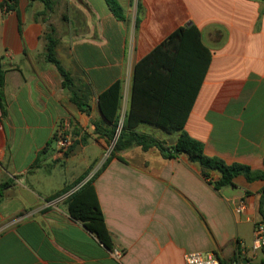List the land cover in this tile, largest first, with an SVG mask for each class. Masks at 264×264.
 <instances>
[{
	"label": "crops",
	"instance_id": "obj_1",
	"mask_svg": "<svg viewBox=\"0 0 264 264\" xmlns=\"http://www.w3.org/2000/svg\"><path fill=\"white\" fill-rule=\"evenodd\" d=\"M115 1L122 19L105 0L62 1L55 52L74 91L46 60L45 27L36 20L44 5L19 0L13 12L0 9V65L6 71L0 264H186L192 252L214 254L223 264H262L264 249L253 253L251 246L255 224L263 223L264 181L238 176L233 186L216 191L197 163L185 155L166 159L155 147H133L104 160L111 139L96 126L111 128L100 95L122 84L124 120L137 63L176 30L194 25L211 61L185 131L204 144L208 157L264 170V0ZM74 94L89 112L78 109ZM66 119L75 141L61 155L55 140ZM135 131L168 146L179 137L150 124ZM96 173L93 188L112 249L71 217L62 196L54 199ZM218 178L211 173L212 181ZM240 201L246 211L238 216Z\"/></svg>",
	"mask_w": 264,
	"mask_h": 264
},
{
	"label": "trees",
	"instance_id": "obj_2",
	"mask_svg": "<svg viewBox=\"0 0 264 264\" xmlns=\"http://www.w3.org/2000/svg\"><path fill=\"white\" fill-rule=\"evenodd\" d=\"M29 1L40 2L44 5V11L36 15V20L39 21V18H42L45 27L46 60L57 68L63 78V86L74 91L73 78L56 58L55 50L58 44L55 36L56 28L49 21L55 14L58 0ZM105 1L114 16L122 19V10L117 2L115 0ZM18 4L19 0H5L0 3V9L5 13L13 12ZM210 61L211 53L202 42L200 30L194 25L179 28L135 66L130 108L122 123L119 116L122 84L116 82L102 93L99 97L100 110L111 128L104 131L96 126V130L112 140L120 129L116 144L108 159L133 147H141L143 151L155 147L166 159H175L185 155L190 162L197 163L201 167L202 177L208 180L216 191L233 186L234 179L238 176H244L249 182L264 181V170L253 171L246 165H228L219 158L208 157L204 153V144L193 139L185 131L189 115L208 72ZM5 81L6 71L0 65V110L3 113L6 103ZM73 103L81 111L89 112L84 108L86 102L81 101L75 94ZM141 124H150L169 133H178L177 142L168 146L149 135L136 132L135 130ZM118 159L125 162L121 157ZM211 173H217L219 178L212 181ZM96 175L97 173L71 194L65 202L71 217L81 222L99 238L101 243L112 249V240L93 188ZM8 185L7 183L3 187ZM71 189L67 187L56 194L54 199L69 193ZM260 214L264 224V189L260 200Z\"/></svg>",
	"mask_w": 264,
	"mask_h": 264
},
{
	"label": "built area",
	"instance_id": "obj_3",
	"mask_svg": "<svg viewBox=\"0 0 264 264\" xmlns=\"http://www.w3.org/2000/svg\"><path fill=\"white\" fill-rule=\"evenodd\" d=\"M123 122V121H122ZM75 137L73 134L72 124L69 119H66L58 133L55 144L58 154L65 155L73 146ZM83 185V184H82ZM82 185H79L71 192L62 196L59 201H65L71 194L77 191ZM246 211V204L240 201L234 209L236 215L241 216ZM264 249V224L257 223L254 226V239L252 242L251 250L253 253L262 251ZM114 255L120 258L122 252L119 250L114 251ZM186 264H222L218 257L214 254H204L201 252H192L185 255Z\"/></svg>",
	"mask_w": 264,
	"mask_h": 264
},
{
	"label": "rangeland",
	"instance_id": "obj_4",
	"mask_svg": "<svg viewBox=\"0 0 264 264\" xmlns=\"http://www.w3.org/2000/svg\"><path fill=\"white\" fill-rule=\"evenodd\" d=\"M63 0H59L58 1V5L56 7V13L55 15H53L51 18H50V24H52L53 26H55V28H59L60 27V24H62V17L60 19V16H62V13L65 12L64 8H65V5H63L62 3ZM123 120V118H122ZM122 120H120V122L122 123ZM114 139V138H113ZM113 139L110 141V145L107 147V151L105 154H103V158L104 160H106L112 153V150H113ZM102 153H99L98 154V158L101 156ZM81 157H79V160H80ZM62 172L63 169H60ZM96 172V169L94 170L93 174Z\"/></svg>",
	"mask_w": 264,
	"mask_h": 264
},
{
	"label": "water",
	"instance_id": "obj_5",
	"mask_svg": "<svg viewBox=\"0 0 264 264\" xmlns=\"http://www.w3.org/2000/svg\"><path fill=\"white\" fill-rule=\"evenodd\" d=\"M119 133H120V129L117 131V133H116V135H115V137H114V139H113V147H114L115 144H116V141H117V138H118Z\"/></svg>",
	"mask_w": 264,
	"mask_h": 264
}]
</instances>
